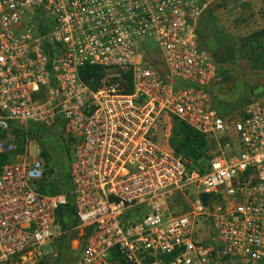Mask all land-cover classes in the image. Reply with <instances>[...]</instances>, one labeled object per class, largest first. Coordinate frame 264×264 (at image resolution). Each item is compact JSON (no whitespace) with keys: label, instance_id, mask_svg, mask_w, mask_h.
I'll return each mask as SVG.
<instances>
[{"label":"built area","instance_id":"2783aa9c","mask_svg":"<svg viewBox=\"0 0 264 264\" xmlns=\"http://www.w3.org/2000/svg\"><path fill=\"white\" fill-rule=\"evenodd\" d=\"M218 1L0 0V157L34 127L73 146L69 194L38 191L41 160L3 166L0 264L56 238L70 197L76 264H264V93L238 120L214 107L197 27ZM175 121L211 147L203 171L172 150Z\"/></svg>","mask_w":264,"mask_h":264},{"label":"rangeland","instance_id":"374dc122","mask_svg":"<svg viewBox=\"0 0 264 264\" xmlns=\"http://www.w3.org/2000/svg\"><path fill=\"white\" fill-rule=\"evenodd\" d=\"M259 33L263 36L253 41L251 47H246L245 40L253 39ZM197 35L200 47L211 55L222 78V83L214 87L211 95L214 107L230 121L243 118L247 106L264 93V0L218 1L200 18ZM11 140L16 145V152L8 161L41 160L46 173L50 174L52 170L51 180L59 184L57 194L68 191L73 146L58 128L34 127L28 137L14 134ZM208 232L202 235L205 241H208ZM62 235L59 227L51 242L13 259L10 264H60ZM66 238L71 239L70 244L68 240L65 242L66 262L76 264L83 254L84 241L77 242L78 235L75 234H68Z\"/></svg>","mask_w":264,"mask_h":264},{"label":"trees","instance_id":"16d2710c","mask_svg":"<svg viewBox=\"0 0 264 264\" xmlns=\"http://www.w3.org/2000/svg\"><path fill=\"white\" fill-rule=\"evenodd\" d=\"M261 36H263V34L259 33V34L254 35L253 39H246L245 46L251 47V45L253 44V41L255 42L258 41L261 38ZM104 75L105 73H104V70L102 69H97L93 67H84L81 69V78L83 82L95 90L99 88L100 82L104 78ZM219 114L223 116L220 112ZM56 128H58L61 131V134L63 135L61 125H59ZM14 134L20 135V132L15 131ZM42 135L43 133H41V138H42ZM1 137L3 136H0V138ZM70 141L72 143V140ZM170 144L176 156H182L186 158L193 164L195 168H198L201 171H203L209 166V163L211 162V158L209 157V152L211 149H209V146L207 145L206 140L202 136H200L198 133L193 131L191 128L184 125L183 123L175 121L174 133L170 141ZM7 161H8V158L0 157V174L2 172L3 166L6 164ZM51 174H53L52 170L50 174L46 173L45 171L44 179L40 181L39 183H37L36 187L38 191L43 194L57 195V193H59L60 191V187L58 186L59 184L57 183V181L51 180ZM71 190L72 188H71L70 176H69L68 191L66 193L69 194ZM57 223L63 234L60 240V243H59V251L61 253L60 264L63 262L68 264L64 256L65 245H66L65 242L66 240H68L70 244L71 239L66 238V236L68 234H75L79 236L78 232L75 230V228L78 226V219L76 216V208H75L74 200L72 197H70L69 205L59 211L57 215ZM88 234L89 233H87V235Z\"/></svg>","mask_w":264,"mask_h":264},{"label":"water","instance_id":"95a60500","mask_svg":"<svg viewBox=\"0 0 264 264\" xmlns=\"http://www.w3.org/2000/svg\"><path fill=\"white\" fill-rule=\"evenodd\" d=\"M203 199L206 200L207 199V196H204Z\"/></svg>","mask_w":264,"mask_h":264}]
</instances>
